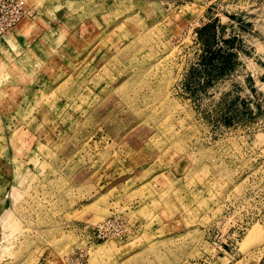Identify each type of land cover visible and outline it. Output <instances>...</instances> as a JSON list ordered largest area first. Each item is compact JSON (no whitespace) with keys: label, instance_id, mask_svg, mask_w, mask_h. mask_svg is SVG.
I'll use <instances>...</instances> for the list:
<instances>
[{"label":"rangeland","instance_id":"374dc122","mask_svg":"<svg viewBox=\"0 0 264 264\" xmlns=\"http://www.w3.org/2000/svg\"><path fill=\"white\" fill-rule=\"evenodd\" d=\"M44 2L0 41L40 26L0 63V264H264V0Z\"/></svg>","mask_w":264,"mask_h":264},{"label":"built area","instance_id":"2783aa9c","mask_svg":"<svg viewBox=\"0 0 264 264\" xmlns=\"http://www.w3.org/2000/svg\"><path fill=\"white\" fill-rule=\"evenodd\" d=\"M35 8L29 0H0V41L12 33L25 19L35 16ZM128 221L123 215H114L94 227L91 244L109 240L123 239L128 233ZM77 264L85 263V254L81 252Z\"/></svg>","mask_w":264,"mask_h":264},{"label":"crops","instance_id":"0c3cea01","mask_svg":"<svg viewBox=\"0 0 264 264\" xmlns=\"http://www.w3.org/2000/svg\"><path fill=\"white\" fill-rule=\"evenodd\" d=\"M44 1L45 2L43 5V9L46 10L44 13L45 17L49 16L51 10H57L60 7L59 4H56L55 2H50L52 0ZM32 6L36 9L35 5ZM25 21L27 20H24V22ZM29 22L30 27L29 29H27V31L21 32L20 29H18L0 43V63L7 59H15V61H17L22 55L26 54V52L30 50L33 43L40 38V26L36 25L30 20ZM41 23H44L43 19ZM42 30L43 28L41 27V31Z\"/></svg>","mask_w":264,"mask_h":264},{"label":"bare ground","instance_id":"6f19581e","mask_svg":"<svg viewBox=\"0 0 264 264\" xmlns=\"http://www.w3.org/2000/svg\"><path fill=\"white\" fill-rule=\"evenodd\" d=\"M22 22H23V21H22ZM22 22H21V23H22ZM21 23H20V24H21ZM20 24H19V25H20ZM19 25H18V26H19ZM18 26H17V27H18ZM27 26H28V25H27V24H25V26H24V27H22L21 29H27ZM17 27H16V28H17ZM16 28H15V29H16ZM13 31H14V30H13ZM5 39H6V38H5Z\"/></svg>","mask_w":264,"mask_h":264}]
</instances>
